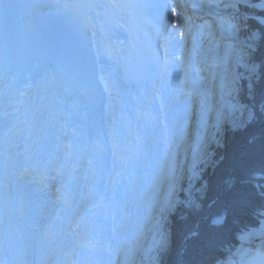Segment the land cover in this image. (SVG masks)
<instances>
[{
	"label": "bare ground",
	"instance_id": "6f19581e",
	"mask_svg": "<svg viewBox=\"0 0 264 264\" xmlns=\"http://www.w3.org/2000/svg\"><path fill=\"white\" fill-rule=\"evenodd\" d=\"M209 1L207 3L208 7H211L209 12L211 13L212 6H214L212 3L220 4V0ZM186 2H190V0H186ZM203 2L204 0H195L197 6L195 8L188 7L185 12L184 24L185 28L188 29L187 36L183 41H180L177 36V40L173 42L179 43L180 47L181 43H185L187 53L185 52L184 59L180 60L179 57H182L181 54L185 48H180L179 57H177L181 65L177 66L175 62L177 58L173 59L174 55L170 51L167 52L170 59L166 73L163 74L159 82L149 88L133 90L130 87L116 83V68L114 67L116 63H114V53L111 50L110 43H105L101 47L98 46L97 51L99 52V58H101L99 61V75L104 80L106 94L104 102L99 106L105 112L104 116H100L98 113H90L89 106L83 107L75 99H72L66 106L63 103L64 99L61 94L54 89L52 80L46 70H43L33 82H30V79L24 77V79H20L16 75H12L9 90L1 94L0 212L8 217L13 209L19 211L22 217L26 214L31 216L34 214L35 216L39 214V210L35 207L40 208V206L46 205V202L39 196H34L32 207H28L27 201L21 199V191L24 187H27L25 184L29 180L23 178L25 182L23 184L16 178L19 175L15 172L16 169L20 172L23 170L22 164L19 165L20 160L25 164L27 161L32 163V166L28 169L35 165L34 167L44 169L47 175L57 174L52 166L55 167L61 162L63 166L64 162H70L76 165V176L72 173L69 174V176H72L70 178L72 179V188L77 187L79 182H77V177L86 169V161L90 156L89 148H86L90 140H87L84 132L95 123V115H99L100 121L104 123H101L100 126L96 124L97 122L95 123L98 126L99 134L94 133L90 136L93 143L91 152L98 154L103 151L105 155L110 154V156L104 158L108 161L105 160L104 163L95 164L99 171L102 170V174L97 173L98 176L93 180L96 184H94L90 200H87L85 202L87 204L82 206L77 198L79 193L77 192V195V193L62 184L65 205L60 208L56 206L60 213L57 214L55 221L52 220L53 216L52 219L50 218L53 224H62L65 222L64 220L75 213L76 206L83 209L96 205L100 206L101 203L105 204V207L107 206L100 222L101 227L94 224L92 228L82 229V231H88L87 237L83 240H77L78 238L75 240L79 243L73 249L70 259L66 261L67 264H91L93 259L96 260L97 264H105L115 254L111 250L118 249V240L124 239L129 244L133 242V236L136 234V223L133 215L134 213L138 214L139 211L147 210L151 202L150 198L153 196V193L150 192L152 187H161L159 182L153 184L173 174V168H171L173 166L171 165L174 163L172 157L176 156L174 150L175 140H181L183 138L182 134H185L187 129V126H185L186 117L199 112L196 109L201 108L199 104L202 102L207 103V105L215 106L216 104L215 108L217 107V84L225 74L227 23L225 24V16L223 15L214 16L212 12L209 17L205 13L209 10L208 7L205 11H202L200 8H203ZM184 30V28L181 29V31ZM179 31V29L173 31V35L176 36ZM106 54L109 56L107 59H105ZM217 64H219V67L216 66ZM169 69L172 70L171 73L168 72ZM175 83L180 84V90L177 92L179 100L174 108L168 110L166 102L173 93ZM107 86L116 91L112 90L109 93L106 90ZM186 90H189L191 95L187 94ZM205 96H207V100L204 99ZM20 102L23 103L22 112L25 115L30 114L25 117L28 118L27 123L24 122L26 126H21V128L18 125L16 126L15 123L17 115L15 106ZM183 103H186L185 107ZM72 106H75L80 112L77 113L81 120L72 115L73 113H67V110L70 111L68 108ZM109 107L115 108L116 114L114 116L109 114ZM17 110L19 114L20 110ZM2 113L5 118H2L4 116ZM89 115L91 120L88 122ZM131 115H135V121H126L128 116L131 117ZM22 118L24 117L20 116V119ZM157 118L160 123L153 134L151 127L153 121ZM58 123L61 124V127L63 126V130H60V127L57 130L55 129ZM67 128L72 129V133L67 136L71 145L66 147V150L62 149V153H59L60 151L55 148L61 143L58 140L59 138L61 140V137L58 136L57 138L56 133L66 132ZM126 133H128V137L125 138ZM112 134H115V138L122 141L124 150H120L119 147L117 149L119 152H116V146H114L111 151L109 150L110 152L108 151L107 146L111 141ZM17 140L21 141L22 145H18ZM12 142H15L14 146ZM33 146H36L38 154L36 157L27 154L35 151ZM30 147L31 149L28 151ZM21 149L20 159L16 154ZM162 157L167 158L162 160ZM91 159L96 160L97 158L94 156ZM165 160L167 162L163 164ZM119 162H121V165ZM62 166L61 169H64ZM33 174L32 178H34ZM69 176H66L68 177L67 180ZM32 194H34V191ZM48 209L50 212L54 211L53 206L48 207ZM27 221L28 224L31 222L29 219ZM35 223L37 225V219ZM90 223L93 222H86V224ZM126 225L130 226V232L128 233L125 230ZM258 230L263 234L264 226H261ZM243 238H246V236ZM91 239L93 240L91 241ZM246 241L247 238L244 242ZM94 242L99 245L96 246ZM85 248H87V252ZM124 250L125 248L120 249V255L116 252L122 264L126 261L121 255ZM241 250L239 247L235 252L239 257L238 259H234L233 256L229 258L231 259L229 264H264L263 255L252 257L251 261L245 262L243 259L249 258L250 254L249 252H241ZM256 260L259 263L254 262ZM98 261L100 262L98 263Z\"/></svg>",
	"mask_w": 264,
	"mask_h": 264
},
{
	"label": "rangeland",
	"instance_id": "374dc122",
	"mask_svg": "<svg viewBox=\"0 0 264 264\" xmlns=\"http://www.w3.org/2000/svg\"><path fill=\"white\" fill-rule=\"evenodd\" d=\"M207 1L210 2L209 0ZM207 1L204 0L203 8H200L202 11H205L206 7H208ZM251 4L261 9L264 8V0H220V4L212 3V5H214L212 6V15L218 17L219 15L225 16V24L227 23V34L225 33V74L223 75V79L233 82L231 85V99L232 102L237 105L236 110L232 111L228 120L221 122L218 127L211 126L214 123L213 117L216 104L215 106L211 105L213 113L209 114L206 111L208 107L207 103L202 102L199 104L201 108L196 109V111L199 112H195L193 116L190 115L186 117L187 122L185 123V126H187L188 130L186 129L185 134H182L183 138L181 140H175L174 150L176 156L172 157L174 163L171 165L173 166L171 168L174 169H172L173 174L168 178L163 179L162 181H156L153 184L155 185L159 182L161 187H152V191L150 192L153 193V196L150 198L151 202L149 203L147 210L143 212L139 211L138 214L134 213L133 215L136 223V234L133 236V242L129 244V242L124 239L118 240V249L111 250L115 252V254L113 257L110 255L111 259L108 262H105V264H122L120 258H118L116 254L117 252L120 255L121 248H125L123 254H121L126 260L123 264H159L161 257L170 247L171 234L167 227L169 216L177 209V206L181 204V197L183 196L185 185L188 184L189 181L194 182L197 178H200L205 167L207 168L209 163H211L214 150H216L217 147H221L223 144L222 142L225 136L226 127L240 128L251 119L252 111L246 104L242 103L240 96L241 92L238 87L240 76H244V74L247 73V75L245 74L246 78L250 81V76L256 70L255 65L251 62L250 52L254 49V43L258 39V34L257 32H254L251 37H248V35L242 31L243 20L248 19V16L239 9L240 5L248 6ZM208 8L209 10L205 11V13L209 16L212 12L209 13L211 7L209 6ZM256 19L260 22H264L262 18L260 19L259 17H256ZM186 51V48L183 49V53L181 54L182 57L178 56L180 60L184 59V56L187 53ZM179 58H177V62ZM109 89L110 91L113 90H111L110 86ZM113 91L116 90L114 89ZM186 92L191 95L189 90H186ZM206 97L207 96H205L204 99H206ZM183 104L185 107L186 103ZM72 107L68 108L70 111L67 110V113H73L72 115L78 117V113L80 112H78L75 106ZM17 109L20 110L19 114ZM22 110L23 103L20 102V104L15 106V112H17L15 123L16 126L18 125L20 128L21 126H26L28 118L25 117L30 115H25ZM108 110L111 116L116 114L114 107H109ZM20 116L25 119H20ZM96 117L99 118V115H95L94 122H97L96 124L100 126L102 122L100 121V118L97 119ZM206 117L207 124L205 122ZM134 119L135 115H131V117L128 116L126 121H135ZM78 120H81L80 116L78 117ZM90 120L91 116H88L87 121L89 122ZM25 121L26 123H24ZM95 123H93V126L91 127L93 131L89 128L92 135H94V133L99 134V129H97L98 126ZM58 127H60V130H63V126L61 127V124L59 123L56 125L55 129L57 130ZM94 128L96 129L94 130ZM89 129L85 130V135ZM58 133H56V137H61V140L60 138L58 139L61 143L57 145L55 149L60 151L59 153H62L63 150H66V147L71 145L67 136L72 133V129L70 128L66 132L61 131ZM125 135V138L128 137V133ZM115 136V134L111 135V141L107 146L108 151H111L114 146H116V152H119V150H117L119 147L121 148L120 150H124L125 148L123 147L122 141H119ZM87 140H90V144L87 143L86 145V148H89L90 156H88L86 161V169L79 177H77V182L79 181L77 183L78 186H75L74 188H72V179H70L72 176H69V174L72 173L76 176V165L71 164L70 162H64L63 166L62 162L55 167L52 166L55 170L54 172L57 174L47 175L45 174L44 169L34 167V164L32 168L28 169L32 166V163H28L27 161L25 164L22 160L19 161V165L22 164L21 166L23 167V170L20 172L16 169L15 172L17 174L19 173L16 177L17 180L23 184L25 183L23 178L29 180V182L26 181L27 184H25L27 187H24L21 191V199L27 201L28 207H32L34 204L33 200L35 199L34 196H39L46 202V205H42L40 208L38 206L35 207L39 210L38 215L34 216L33 214L31 216L26 214L23 216L24 218L19 211L14 209L9 217L0 212V264H67L66 261L72 256L73 249L78 246L79 241L75 240L77 238V240H83L87 237L88 231H82V229L86 230L87 228H92L94 227V224L95 226L101 227L100 222L102 221L105 209L107 208V206L105 207V204L102 203L100 206L96 205L87 209L76 206L75 213L64 220V223H52V220L55 221L57 214L60 213L56 206L60 208L65 205L64 196L62 194V184L66 185V187L69 190L71 189L74 193L78 192L79 195L77 193V198L79 199L80 204L82 206L86 205L87 203L85 202L90 200L94 184H96L93 180L98 176L97 173L99 175L102 174V170L99 171V169H97L98 167H95V164L104 163L105 160L108 161V159L104 158H108L110 154L105 155L103 151L98 154L91 152L93 150V143L91 138H87ZM14 143L15 142H12L13 146L15 145ZM17 144L20 145L21 141L17 140ZM35 147L36 146H33V148ZM30 149L31 147L28 148V151H30ZM33 152H28L27 154L36 157L38 155L36 148ZM16 155L21 159L22 149L19 152L17 151ZM91 156H95L97 159L93 160L91 159ZM166 158L167 157H162V160ZM31 159L33 160V158ZM166 162L167 160L163 161V164ZM119 164L121 165V162H119ZM19 165H17V167H19ZM61 166L64 169H61ZM32 174L34 175V178H32ZM66 176H69L68 180V177ZM166 181L168 182L165 184ZM32 190L34 191V194H32ZM52 206L54 211L50 212L48 207ZM52 216L54 217L53 219ZM27 219L31 221L29 224L27 223ZM36 219L37 225L35 223ZM86 222L93 223L86 224ZM261 226H264V214L258 219V224L256 226L239 235L237 244L226 254L224 259L215 264H229L231 261L229 258L231 256H233L234 259H238L239 257L235 252L239 247L242 249L241 252H249L251 256H249V258H244L243 260L245 262H249V260L251 261V258H255V256H264V233L262 234L261 231L258 230ZM129 229L130 226L126 225L125 230H127V233L130 232ZM244 236L247 238L246 242H244L246 239L243 238ZM92 240L93 239H91V241ZM108 241H110L109 238ZM94 243L96 246L99 245L97 242ZM128 245L130 246L128 247ZM85 251L87 252V248H85ZM99 262L100 261H98V263ZM254 262L259 263L258 260ZM91 264H97L96 260L93 259Z\"/></svg>",
	"mask_w": 264,
	"mask_h": 264
},
{
	"label": "trees",
	"instance_id": "16d2710c",
	"mask_svg": "<svg viewBox=\"0 0 264 264\" xmlns=\"http://www.w3.org/2000/svg\"><path fill=\"white\" fill-rule=\"evenodd\" d=\"M248 19L243 30L258 39L250 52L256 70L238 87L251 119L226 127L223 144L200 178L189 181L181 204L169 216L170 247L159 264H215L237 244L244 231L264 214V9L240 5Z\"/></svg>",
	"mask_w": 264,
	"mask_h": 264
},
{
	"label": "snow or ice",
	"instance_id": "6c2138e0",
	"mask_svg": "<svg viewBox=\"0 0 264 264\" xmlns=\"http://www.w3.org/2000/svg\"><path fill=\"white\" fill-rule=\"evenodd\" d=\"M178 4V7H177ZM65 7H74L76 5L73 4H65ZM121 5H117L119 7ZM128 7H133V5L129 4L126 5ZM197 5L195 3V0H190V2H186V0H172L171 4H165L164 7L169 8L171 20H170V26L173 31L180 30L176 36L172 35L171 33L166 37L168 41L175 42L177 40V36L180 41H183L185 37L187 36L188 29L185 28V12L188 9V7L195 8ZM190 19V17H189ZM184 28V31H181V29ZM169 60L166 57L164 61L162 62L161 68L162 70L166 71L168 66ZM219 67V64L216 65ZM214 78V77H213ZM233 82L228 81L226 79H222L217 84L218 89V99H217V107L215 108L214 112V123L211 125L212 127H218L219 124L223 121L228 120L230 114L232 111L236 110L237 105H235L232 102V85ZM208 98L206 97V100ZM206 111L211 114L213 113V108L211 105H208ZM206 124H207V117H206Z\"/></svg>",
	"mask_w": 264,
	"mask_h": 264
},
{
	"label": "water",
	"instance_id": "95a60500",
	"mask_svg": "<svg viewBox=\"0 0 264 264\" xmlns=\"http://www.w3.org/2000/svg\"><path fill=\"white\" fill-rule=\"evenodd\" d=\"M251 6H253V7H255V8H258V9H261V8H259V7H257V6H254L253 4H251ZM262 9H264V8H262ZM87 136H88V137L90 136V132H88Z\"/></svg>",
	"mask_w": 264,
	"mask_h": 264
}]
</instances>
